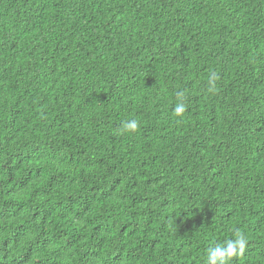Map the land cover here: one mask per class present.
I'll return each mask as SVG.
<instances>
[{
    "label": "trees",
    "instance_id": "trees-1",
    "mask_svg": "<svg viewBox=\"0 0 264 264\" xmlns=\"http://www.w3.org/2000/svg\"><path fill=\"white\" fill-rule=\"evenodd\" d=\"M236 231L264 264V0H0V264H204Z\"/></svg>",
    "mask_w": 264,
    "mask_h": 264
},
{
    "label": "clouds",
    "instance_id": "clouds-1",
    "mask_svg": "<svg viewBox=\"0 0 264 264\" xmlns=\"http://www.w3.org/2000/svg\"><path fill=\"white\" fill-rule=\"evenodd\" d=\"M218 76L213 73L208 79L209 92L216 91V81ZM187 110L185 97L183 92L177 93V102L174 107V115L182 117ZM139 127V122L135 119L123 123L122 130L127 132H135ZM248 244V237L241 231L235 232V238L217 243L207 249L204 264H231L232 260L238 256H242Z\"/></svg>",
    "mask_w": 264,
    "mask_h": 264
}]
</instances>
